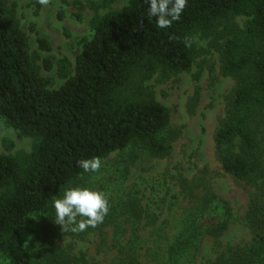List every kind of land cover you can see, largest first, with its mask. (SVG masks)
I'll return each mask as SVG.
<instances>
[{
  "label": "trees",
  "instance_id": "obj_1",
  "mask_svg": "<svg viewBox=\"0 0 264 264\" xmlns=\"http://www.w3.org/2000/svg\"><path fill=\"white\" fill-rule=\"evenodd\" d=\"M238 16L244 18L241 24ZM88 24L91 34L78 40L72 74L68 59H57V73L67 78L50 88L14 6L0 0V117L32 139L29 151L0 153L2 264L66 262L61 252L45 247L36 256L21 232L32 215L52 216V201L66 188L85 184L87 173L82 174L77 161L120 153L113 169L122 182L141 156L170 155L179 131L171 130L169 109L145 90L144 82L156 73L189 71L195 36L209 39L218 53L220 74L234 81L213 131L214 152L221 170L250 189L244 218L255 226L250 243L225 248L210 264H264V0H187L180 20L168 29L148 17L147 0H126L118 8L94 13ZM37 41L40 48L50 49L45 38ZM42 66L50 70L53 62L44 57ZM203 173L190 179L179 175L180 191L189 201L182 211L186 222L166 243L168 264H177L196 247V230L218 244L227 228L225 221H201L213 199ZM139 194L134 185L107 195L110 210L102 224H111L119 235L124 225L136 231L143 220V225L153 223L155 217L141 205Z\"/></svg>",
  "mask_w": 264,
  "mask_h": 264
},
{
  "label": "rangeland",
  "instance_id": "obj_2",
  "mask_svg": "<svg viewBox=\"0 0 264 264\" xmlns=\"http://www.w3.org/2000/svg\"><path fill=\"white\" fill-rule=\"evenodd\" d=\"M103 0H7L14 6L20 28L25 32L30 51L39 55L40 72L49 78V87H59L67 77L57 73L56 60L66 57L73 72L75 56L79 52L81 37H89V19L94 13L122 6L126 0L106 4ZM79 15V17L77 16ZM243 17H236L238 23ZM45 38L49 50L39 47L37 38ZM194 58L191 69L186 72L160 76L156 73L144 82L159 102L170 111L169 127L179 131L172 141L168 157L149 159L141 156L121 182L114 166L119 165L120 153L101 159L99 172L87 173L85 184L115 196L122 189L135 185L140 188L141 205L154 215L153 223L131 231L124 225L123 232L116 235L111 224H99L82 233L63 232L54 222V213L32 215L22 229V241L33 243L36 256L40 247L61 252L64 264H168L166 243L184 225L182 211L189 197L180 191L179 175L186 179L202 171L213 193L207 210L201 214L203 225L215 221L227 222V228L218 237V244L210 235L196 230L198 241L177 264H210L217 254L227 247L250 243L252 230L244 216L250 189L235 183L225 174L216 159L213 131L223 114L224 94L231 89L233 79L220 74L218 53L209 46V39L194 38ZM53 62L50 70L42 66V58ZM32 139L21 136L7 126L0 117V153H13L18 149L29 151ZM120 181V182H119ZM118 182V183H117ZM121 184L120 189L117 187ZM122 220V217L119 218ZM45 241V246H40ZM192 247V246H191ZM0 256V264L3 263Z\"/></svg>",
  "mask_w": 264,
  "mask_h": 264
},
{
  "label": "clouds",
  "instance_id": "obj_3",
  "mask_svg": "<svg viewBox=\"0 0 264 264\" xmlns=\"http://www.w3.org/2000/svg\"><path fill=\"white\" fill-rule=\"evenodd\" d=\"M46 4L47 0H40ZM187 0H147V15L155 19L156 26L168 29L179 21ZM186 46H191L186 44ZM77 165L83 173H97L102 167L99 157L81 159ZM54 222L63 232L82 233L104 222L110 210L107 194L89 185L66 188L51 204Z\"/></svg>",
  "mask_w": 264,
  "mask_h": 264
}]
</instances>
